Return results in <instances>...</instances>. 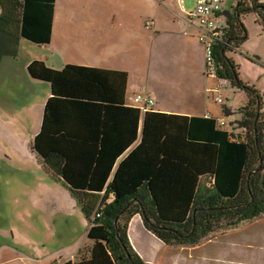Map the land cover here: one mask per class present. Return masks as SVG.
<instances>
[{
    "label": "trees",
    "instance_id": "16d2710c",
    "mask_svg": "<svg viewBox=\"0 0 264 264\" xmlns=\"http://www.w3.org/2000/svg\"><path fill=\"white\" fill-rule=\"evenodd\" d=\"M226 5L227 0L218 16ZM54 7L55 0H0V64L15 57L20 40L51 44ZM193 10L199 41L203 27ZM224 13L223 25L217 27L213 19L217 79L211 80L228 81L246 95L232 130L219 118L141 109L133 103L136 97L153 102L144 95L129 105L125 72L74 65L53 70L39 60L27 65L28 75L50 89L32 152L45 174L69 192L93 243L88 254L62 264H145L128 240L131 220L165 245H195L214 233L220 236L208 245L227 248L253 237L264 245L261 95L241 81L227 58L248 39V15L264 32V0H235ZM206 95L217 103L211 88ZM223 114L229 115L226 107ZM244 223L249 224L235 231Z\"/></svg>",
    "mask_w": 264,
    "mask_h": 264
},
{
    "label": "rangeland",
    "instance_id": "374dc122",
    "mask_svg": "<svg viewBox=\"0 0 264 264\" xmlns=\"http://www.w3.org/2000/svg\"><path fill=\"white\" fill-rule=\"evenodd\" d=\"M106 1L105 15L122 16L120 0ZM58 3V17L68 15L63 6H68L69 0H58ZM234 3L235 0H227L226 7L216 18L217 27L223 25L226 19L224 12ZM85 7H93L95 14L84 22L76 15L69 16L66 23L53 19L51 45L42 47L20 40L15 48V57L6 58L0 64V264H21L25 256L38 264L74 260L79 249L88 250L92 246L87 239L88 224L75 201L64 186L45 174L32 152L50 89L46 84L34 81L26 68L34 60L44 61L49 68H57L53 37L63 49L70 47L74 39H89L88 24L97 16V4L95 0H88ZM184 8L187 12L192 11L193 0H185ZM128 9L131 10L130 7ZM255 21L251 14L245 18L248 39L238 50H230L227 58L236 65L241 81L256 87L264 113V32ZM108 28H114L118 33L122 26L118 20L115 24L110 20ZM96 54L98 66L108 70L116 68L114 59L107 56L102 48H97ZM203 64L204 77H200L203 86L207 84L208 87L212 80L206 78L205 52ZM128 68L126 96L131 98L138 95L149 98V93L156 90L155 83L172 81L178 71L176 68L170 73L164 63L159 65L157 62L151 67L134 63ZM215 84L220 87L223 105L207 95L201 104L178 110L199 114L208 111L224 121L226 130H232L241 120L239 110L245 105L246 95L228 81L220 80ZM152 100L153 110L158 109L157 103H162V110L168 111L176 104L174 99L161 101L159 95L154 94ZM224 106L229 109L228 116L223 114Z\"/></svg>",
    "mask_w": 264,
    "mask_h": 264
},
{
    "label": "crops",
    "instance_id": "0c3cea01",
    "mask_svg": "<svg viewBox=\"0 0 264 264\" xmlns=\"http://www.w3.org/2000/svg\"><path fill=\"white\" fill-rule=\"evenodd\" d=\"M87 1L69 0L68 6H63V11L68 12V15L59 18L60 5L58 0H55L53 19L66 23L69 16L76 15L80 21H86L90 15L95 14L94 5L91 9L85 7ZM106 3V0H95L97 16L88 24L89 39H74L70 47L63 49L53 37V51L56 52H54L56 54L54 61L57 63V68L52 66L50 68L58 70L65 65H74L108 70L97 65L99 61L96 54L97 48H102L107 56L114 59L115 71L129 73L128 67L134 63L149 67L155 66L156 62L159 65L164 63L165 69L170 73L176 68L178 71L172 81L155 83L156 90L149 93V98L152 99L153 94L159 95L161 101L174 99L176 104L168 111L162 110L164 109L161 108L164 107L162 103H157L158 109L154 111L168 115L217 118L208 111H201L199 114L188 110H178L180 107L201 104L207 97L206 90L213 88L216 83L212 80L208 83V87L207 84L205 86L202 84L204 47L198 41V24L190 19L192 11L187 12L184 7L181 8L177 0H120L122 16L114 15L111 18L105 15ZM110 20L112 24L118 20V24L122 26L118 33L114 28H108ZM147 22L152 24L151 29H145ZM128 99L132 98L127 97V101ZM141 129L142 119L139 122V139ZM248 224L240 225L235 231H240ZM145 234L139 222L131 220L127 234L128 240L145 264H264V257L257 256L264 252V245L262 241H259L262 239L257 237H253V240L249 239L250 242L230 245L227 250L220 245H208V241L216 240L220 233H214L212 237L203 239L195 245H165ZM200 248L206 249L198 251ZM89 249H79L74 260L67 259L63 262L55 260L49 264L77 261L79 255L88 254ZM207 249L212 252L210 256L204 254ZM21 264L38 263L25 256Z\"/></svg>",
    "mask_w": 264,
    "mask_h": 264
},
{
    "label": "built area",
    "instance_id": "2783aa9c",
    "mask_svg": "<svg viewBox=\"0 0 264 264\" xmlns=\"http://www.w3.org/2000/svg\"><path fill=\"white\" fill-rule=\"evenodd\" d=\"M179 3V6L183 8V0H177ZM225 0H196V4L193 10V16L198 17L200 20V24L203 27L202 35L199 38V41L204 46V52H205V65H206V78L214 79L216 80V65L213 59L212 54V47H213V38L215 37L214 34H212L213 27V19L214 17H218L221 6L224 3ZM148 26H152L151 23L148 22ZM207 26V28H205ZM206 38L209 40L206 41ZM212 91L215 92L217 103L223 104V98L221 95V90L219 85L216 87L211 88ZM132 99L128 100V104L130 103ZM133 103L137 106H139L141 109H150L153 106V102L151 100H145L141 97H136L133 100Z\"/></svg>",
    "mask_w": 264,
    "mask_h": 264
}]
</instances>
